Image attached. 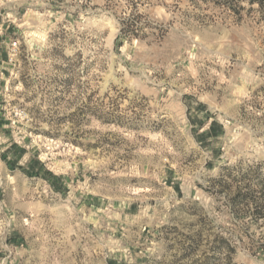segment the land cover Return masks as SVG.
Returning a JSON list of instances; mask_svg holds the SVG:
<instances>
[{
	"label": "rangeland",
	"instance_id": "1",
	"mask_svg": "<svg viewBox=\"0 0 264 264\" xmlns=\"http://www.w3.org/2000/svg\"><path fill=\"white\" fill-rule=\"evenodd\" d=\"M0 264H264V0H0Z\"/></svg>",
	"mask_w": 264,
	"mask_h": 264
}]
</instances>
